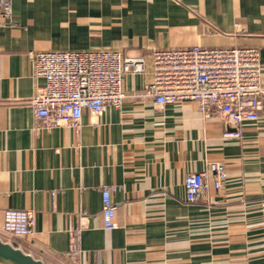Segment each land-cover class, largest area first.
I'll use <instances>...</instances> for the list:
<instances>
[{
  "label": "crops",
  "instance_id": "crops-1",
  "mask_svg": "<svg viewBox=\"0 0 264 264\" xmlns=\"http://www.w3.org/2000/svg\"><path fill=\"white\" fill-rule=\"evenodd\" d=\"M0 9V239L45 264H264V120L241 138L192 102L157 110L149 75H128L123 107L79 127L34 130L30 52L255 47L264 87V0H9ZM225 165L228 179L186 203L190 172ZM118 227L104 229L102 187ZM8 210L33 213V232L4 230ZM78 233L75 236V233Z\"/></svg>",
  "mask_w": 264,
  "mask_h": 264
},
{
  "label": "built area",
  "instance_id": "built-area-1",
  "mask_svg": "<svg viewBox=\"0 0 264 264\" xmlns=\"http://www.w3.org/2000/svg\"><path fill=\"white\" fill-rule=\"evenodd\" d=\"M3 16L11 2L0 0ZM34 77L45 79L31 100L34 130L78 128L85 113L98 116L107 108L121 109L128 95V75H149L144 95L157 110L176 103L192 102L208 119L219 118L232 128L227 135L241 138L245 122L264 120V87L260 50L255 47L153 50L149 56H131L118 50L30 52ZM149 61V62H148ZM223 189L228 173L224 164L190 172L185 178L186 203L196 205L208 198L209 180ZM117 186L102 187L104 229L118 227L114 195ZM35 218L27 210H8L4 230L13 237L33 232ZM78 233H75L77 236Z\"/></svg>",
  "mask_w": 264,
  "mask_h": 264
},
{
  "label": "water",
  "instance_id": "water-1",
  "mask_svg": "<svg viewBox=\"0 0 264 264\" xmlns=\"http://www.w3.org/2000/svg\"><path fill=\"white\" fill-rule=\"evenodd\" d=\"M0 264H45L32 255L0 239Z\"/></svg>",
  "mask_w": 264,
  "mask_h": 264
}]
</instances>
